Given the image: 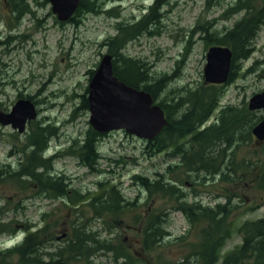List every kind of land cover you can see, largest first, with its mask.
Wrapping results in <instances>:
<instances>
[{
	"label": "rangeland",
	"instance_id": "374dc122",
	"mask_svg": "<svg viewBox=\"0 0 264 264\" xmlns=\"http://www.w3.org/2000/svg\"><path fill=\"white\" fill-rule=\"evenodd\" d=\"M99 1L104 2L103 11L80 16L78 24H60L47 0H23L32 12L23 8L19 13L13 8L17 4L21 6L19 0H0V111L8 113L18 99L29 97L38 113L22 134L10 126L0 125V167L17 166L24 157L23 150L28 152L29 134L37 126L50 122L55 129L49 139V152H60L52 163L53 172L64 175L82 193H88L86 199L99 192L96 183L115 184L125 197L134 201L133 205L125 213L98 217L84 203L66 204L62 199L37 194L29 181L0 180V232L8 230L0 234V250L39 230V235L52 246L46 253L53 252L65 246L71 223L79 218L76 221L94 231L98 238H107L114 246L110 251L100 249L90 255L87 264H172L191 252V244H198L197 231L202 224L185 220L176 209L177 201L139 191L132 178L141 175L156 179L157 173L165 172L166 166L177 160L166 156L176 146L150 157L145 140L124 130L112 131L99 141L102 155L99 173H90L78 157L70 153L71 146H77L90 127V112L83 106L82 96H87L90 72L96 70L107 53L103 41L116 34L117 23L138 22L152 4V0ZM235 1L170 0L160 9L157 20L151 19L154 25L150 34L139 35L121 50L140 60L152 76H167L166 89L158 100L169 99L179 89L205 84L206 54L211 43L202 39L205 36L200 29L202 25L208 22L210 32L215 31L216 36L221 37L227 28L249 15H261L263 22L259 24L249 59L237 62L234 79L221 86L220 107L232 105L247 109L249 99L264 91V11L250 9L263 6L264 0H240L248 5V9L242 11L230 9L229 5ZM110 9L112 11L108 12ZM217 112L212 113L206 125L215 119ZM256 115L264 116V111ZM177 144L184 148L192 145L184 140ZM259 149L260 143L252 136L247 145L235 152L233 164L239 165L243 160L250 164L256 162L260 157ZM256 172L253 170L243 180L230 184L215 182L211 175L203 172L188 174L183 168L166 174L182 193L207 206L226 202L225 187L231 191L238 187L241 195L251 194L243 201L238 196L232 199L237 209L228 218L231 233L221 248V253L226 254L242 242L238 227L246 220L264 216V192L253 188ZM160 211L164 213L163 225L168 235L157 243L162 246L147 250L143 246L142 230L147 217ZM62 234L66 237L59 239ZM116 248L128 251L131 258H116Z\"/></svg>",
	"mask_w": 264,
	"mask_h": 264
},
{
	"label": "trees",
	"instance_id": "16d2710c",
	"mask_svg": "<svg viewBox=\"0 0 264 264\" xmlns=\"http://www.w3.org/2000/svg\"><path fill=\"white\" fill-rule=\"evenodd\" d=\"M19 1L21 6L13 5L15 12L19 13L23 8L32 12L27 3H23V0ZM169 2L170 0H152L149 12L138 22L128 25L117 23L116 34L103 42V45L108 46V53L114 57L115 76L133 88L150 93L165 112L167 124L152 141L146 144L148 156L151 157L168 147L176 146L174 150L170 149L166 156L177 160L167 164L165 172L157 173L156 179L152 180L141 175H133L132 179L139 191L158 195L168 201H177L176 209L182 213L185 220L191 224L200 226L202 224L197 231L198 244H191V252L173 261L172 264H264V216L256 220L244 221L238 227L242 237L241 244L226 254L221 253V248L231 233L232 224H229L228 218L237 209V205H232V199L238 196L243 201L245 196L251 195L250 193L241 195L240 188L233 187L231 191L225 187L226 202L207 206L200 200L190 199L188 194L182 193L177 183L166 174L183 168L188 174L203 172L211 175L215 182L225 181L230 184L238 179L243 180L247 174L255 170L257 172L253 188L264 192V142L260 144V157H257L256 162L250 164L243 160L239 165L232 162L235 152L251 141V130L262 116H257L255 112L247 109H237L232 105L220 107L223 88L217 85L200 84L195 88L185 87L181 95L176 98L172 95L169 99L165 97L158 100L160 93L166 89L167 76L162 75L160 78L152 76L140 60L121 52L128 42L139 35L150 34L154 25L151 24L153 23L151 19L157 20L160 9ZM103 3L99 0H81L70 21L77 24L80 21L77 18L80 16L103 11ZM110 11L112 9L108 12ZM262 22L261 15L246 16L237 21L232 28L227 29L223 37H217L215 31L210 32L207 28L208 22L201 26V32L205 34L202 39L211 44L227 45L232 49L233 65L228 82L234 79L236 63L249 58L260 28L259 24ZM82 104L88 108L85 95L82 96ZM215 110H218L215 119L206 125ZM53 136L54 128L51 125L37 126L28 136V152L23 150L24 157L19 160L18 165L12 167L11 164H6L0 167V180L22 183L29 181L37 194L43 193L47 198L62 199L66 204L84 203L98 217L121 214L130 209L134 201L125 197L121 188L115 184L96 183L99 192L86 199L88 193H82L74 188L64 175L53 172L52 162L58 155L48 158L43 156L49 139ZM101 137L102 135L89 127L79 144L70 148V153L76 155L80 164L90 173L100 172L98 166L102 155L98 146ZM179 140L187 141L192 145L184 148L182 144H177ZM163 215L164 213L160 211L157 215L147 217L142 230L143 246L147 250L162 246L157 243L168 235L163 225ZM78 219H74L71 223V232L64 247L46 253L51 251L48 249H52V246L47 244L48 241L39 235L41 231L37 230L26 234L19 243L0 250V264H87L89 256L100 249L110 251L114 248L107 238H98L94 231L76 221ZM7 231L2 229L0 234ZM122 249H115L118 253L116 258L130 259L131 254ZM45 254L48 258L44 257ZM189 258L193 260L190 261Z\"/></svg>",
	"mask_w": 264,
	"mask_h": 264
},
{
	"label": "water",
	"instance_id": "95a60500",
	"mask_svg": "<svg viewBox=\"0 0 264 264\" xmlns=\"http://www.w3.org/2000/svg\"><path fill=\"white\" fill-rule=\"evenodd\" d=\"M48 1L52 5V12L57 20L65 22L72 17L80 0ZM231 63L232 51L229 47H211L206 56L205 82L225 83L228 80ZM87 100L90 125L101 134L124 130L137 138L150 141L167 123L163 109L154 102L148 92L126 85L113 74L110 54L102 57L90 79ZM247 107L250 111L264 110V91L253 95ZM36 116L34 104L29 99H20L9 113L0 111V124L10 125L22 133L26 123L35 119ZM252 134L259 141H264V118L253 127Z\"/></svg>",
	"mask_w": 264,
	"mask_h": 264
},
{
	"label": "flooded vegetation",
	"instance_id": "af4514ba",
	"mask_svg": "<svg viewBox=\"0 0 264 264\" xmlns=\"http://www.w3.org/2000/svg\"><path fill=\"white\" fill-rule=\"evenodd\" d=\"M244 1H246V0H244ZM229 6H230V9L234 10V11H237V10H241L242 11V10H247L248 9V5L242 4V2L240 0H236L233 4H230ZM250 9L257 10L258 12L259 11L262 12V11H264V4H263V6L257 8V9H254V8H250Z\"/></svg>",
	"mask_w": 264,
	"mask_h": 264
},
{
	"label": "bare ground",
	"instance_id": "6f19581e",
	"mask_svg": "<svg viewBox=\"0 0 264 264\" xmlns=\"http://www.w3.org/2000/svg\"><path fill=\"white\" fill-rule=\"evenodd\" d=\"M73 17H74V16H73ZM73 17H71V18L68 20L69 23H73V22L70 21ZM77 19L79 20V18H77ZM79 23H80V21H79ZM74 24H75V23H74ZM77 24H78V23H77ZM109 37H110V36H109ZM106 39H107V38H106ZM103 42H104V41H103ZM104 46H106V47L108 48L107 45H104ZM160 77H162V76H160ZM160 77H157V78H160ZM173 92H174V91H173ZM179 92H182V90H180V91H179V90H178V91H175V93H177V94H174V93H173L172 95L175 96V98H176L177 96H179V95H178ZM154 102H155L156 104H158V101H154ZM158 105H159V104H158ZM47 125H51V123L48 122L45 126H47ZM51 126H52V125H51ZM52 127L55 129L54 126H52ZM43 156H44V157H47V158H48V157H52V156H53V153H50L49 150H45Z\"/></svg>",
	"mask_w": 264,
	"mask_h": 264
}]
</instances>
